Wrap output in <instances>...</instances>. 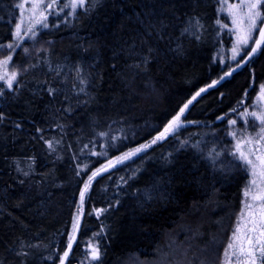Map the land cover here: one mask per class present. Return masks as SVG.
Wrapping results in <instances>:
<instances>
[{"label":"trees","instance_id":"16d2710c","mask_svg":"<svg viewBox=\"0 0 264 264\" xmlns=\"http://www.w3.org/2000/svg\"><path fill=\"white\" fill-rule=\"evenodd\" d=\"M21 1L0 0V60ZM219 3L86 0L14 52L13 88H0V264H59L91 174L182 109L174 134L91 179L65 264H219L247 181L227 119L264 84V47L233 70Z\"/></svg>","mask_w":264,"mask_h":264},{"label":"rangeland","instance_id":"374dc122","mask_svg":"<svg viewBox=\"0 0 264 264\" xmlns=\"http://www.w3.org/2000/svg\"><path fill=\"white\" fill-rule=\"evenodd\" d=\"M219 1V17L224 19L220 22V26L232 36V45L229 52L230 59L235 67L247 54L255 41L264 20V14L261 11L262 6H264V0H262L260 6L255 10L259 11L261 15L257 18V28L253 30L251 38L246 44H242L239 41V37L247 32L245 14L248 12V9L246 0ZM20 4H23L24 7H19L18 9V17L13 29V47H11L10 54L6 58L0 60V62H2L11 57L7 65L0 64V77H3V79H0V88L6 90H11L15 82L14 79L12 81V87L9 88L7 81L11 78L12 73H14L10 66L14 52L23 42L33 39L37 34L46 30L49 27V22L52 17H61L65 14L67 17L72 18L76 12L85 8L86 0H84L82 5L78 3V0H22ZM33 4L36 5L35 8H33ZM49 5L51 6L49 7ZM241 20L244 22L241 23ZM17 26H19L20 31L19 37L16 36ZM262 88H264V84L258 87L257 94L249 104L242 105L227 119V136L232 142V157L244 167L247 173V181L242 192L241 210L219 264H247V252L252 249L253 246L258 249L259 244L264 243V237L259 235V224H257V231H251L253 227L252 220L255 219L259 221L261 215H264V213L261 212V205H264V200L253 199L254 196H264V176H261V173H264V123L261 122V118H264V99H261ZM253 113L255 115H253ZM178 116L179 121L177 123H172L176 119L175 117L151 141L108 161L93 172L90 177L105 167L124 161L132 156L142 154L156 143V141L164 140L174 134L178 128L186 124L182 120L184 114L180 113ZM233 121H235V123H233ZM170 124L172 125L171 128H169ZM166 128H168L167 132H165ZM161 134H163V137L157 139L161 137ZM241 154H243V157L247 160H250L251 164L247 163L246 160L241 157ZM253 172L256 173L255 176ZM253 180L256 181L255 184L252 183ZM86 184L88 185L87 190H85ZM85 185L81 192L83 193V200L80 195L76 212L72 218V225L69 232L70 241L72 237L76 236V227L80 222L84 199L90 187L89 180H87ZM246 191L249 192L248 196H245ZM246 204H251L253 207L248 209L246 208ZM238 228L239 231H237ZM234 237L236 238L234 239ZM249 238H251L253 244H249ZM229 244H234V247L229 249ZM241 247L245 250L243 253L240 251ZM93 248L95 247L91 245L87 248V258L89 261L95 260L92 258ZM226 252L228 253L227 256L225 255ZM256 256V264H261L258 250L256 251ZM181 262L178 261L177 263L181 264ZM160 264H163V262H160Z\"/></svg>","mask_w":264,"mask_h":264},{"label":"snow or ice","instance_id":"6c2138e0","mask_svg":"<svg viewBox=\"0 0 264 264\" xmlns=\"http://www.w3.org/2000/svg\"><path fill=\"white\" fill-rule=\"evenodd\" d=\"M262 0H246V6L248 9V12L245 14L246 16V20H247V32L244 35H241L239 37V41L242 44H246L248 42V40L251 38V34L253 32V30H255L257 28V18L260 17V12L259 11H255L261 4ZM79 4H83L84 0H78ZM51 5H49L50 7ZM17 7L23 8L24 5L23 4H19L17 5ZM36 5L33 4V8H35ZM244 21L241 20V23H243ZM16 36L19 37L20 36V31H19V26H17V31H16ZM256 47L252 48L251 51L253 53H255L257 51L258 48L261 47V45H264V28H260L259 29V39L254 41ZM9 48L13 47L12 44L8 45ZM235 51V49H234ZM11 57H9L7 60H4L2 62H0V64L3 65H7L8 64V60H10ZM230 75V73H229ZM16 74L12 73V76L10 79H8L7 83L9 88L12 87V81L15 79ZM0 79H3V77H0ZM214 84L216 82H213ZM201 91H204V89H201ZM0 95H2V93H0ZM197 95H199V93H197ZM261 99H264V88L261 89ZM185 107H187V105H185ZM183 112V109L181 110V113ZM253 115H255L253 113ZM179 121V116L176 117V119L172 122L173 124L177 123ZM261 122L264 123V118H261ZM233 123H235V121H233ZM172 125H169V128H171ZM168 131V128L165 129V132ZM163 137V134H161V137H158L157 139H161ZM155 142V141H153ZM241 157L243 159L246 160L247 163L251 164L250 160H247L245 157H243V154H241ZM99 171L97 173H94L93 176L98 175ZM253 175L255 176L256 173L253 172ZM261 176H264V173H261ZM92 177L89 178V183L91 182ZM253 184L256 183L255 180L252 181ZM88 185H85V190H87ZM249 192H245V196H248ZM81 199L83 200V193H81ZM253 199H260V200H264V196H254ZM253 206L251 204H246V208L251 209ZM261 212L264 213V205H261ZM257 224H259L260 228H259V235L261 237H264V215H261L260 220L256 221L255 219L252 220V229L251 231H257ZM237 231H239V228L237 229ZM236 237H234L235 239ZM249 244H253V241L251 240V238H249ZM71 242H69L68 244V249L69 251L71 250ZM234 247V244H229L228 248L232 249ZM259 251L260 256L259 259L261 261V264H264V243H260L258 249L253 246L252 249H250L247 252V264H256L257 262V256H256V251ZM69 251H65L64 252V259H66L69 255ZM241 253H243L245 250L243 247H241L240 249ZM225 255L227 256L228 253L226 252ZM92 258L93 259H98L99 258V253L97 252V250L95 248L92 249ZM64 259L61 260V264H64Z\"/></svg>","mask_w":264,"mask_h":264},{"label":"water","instance_id":"95a60500","mask_svg":"<svg viewBox=\"0 0 264 264\" xmlns=\"http://www.w3.org/2000/svg\"><path fill=\"white\" fill-rule=\"evenodd\" d=\"M260 28H264V20H263V22H262ZM257 39H259V31H258V33H257V36H256L255 40H257ZM254 47H256L255 43H253L252 47L249 49V51H248L247 54L243 57V59H242V60H241V61H240V62H239L234 68H233V70H234L235 72H238V71H240L241 69L245 68V67L248 66V65H249V64H250L255 58H257V57L260 55V53H261V51H262L264 45H261V47L258 48L257 51H256L255 53H253V52L251 51V49L254 48ZM198 93H199V95H200V94L202 93V91H199ZM199 95L196 94V95L191 99L190 103L193 102V101H194ZM113 166H115V164H113V165H111V166H108V167H105L104 169L99 170V174H98V175H95V176H92V179H95V178H97L98 176L102 175L103 173L107 172V171H108L110 168H112ZM78 228H79V223H78V226L76 227V234H77ZM74 239H75V237H72V239H71V241H70V242H71V245H72ZM66 251H69L68 247H67ZM69 252H70V251H69ZM62 259H64V254H63V256L61 257V260H62ZM61 260H60L59 264H61ZM65 261H66V259H64V264H65Z\"/></svg>","mask_w":264,"mask_h":264}]
</instances>
